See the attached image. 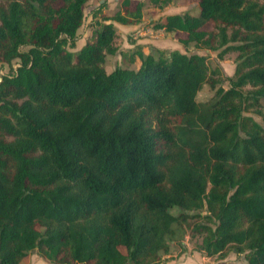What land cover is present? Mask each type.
Masks as SVG:
<instances>
[{"label":"trees","instance_id":"16d2710c","mask_svg":"<svg viewBox=\"0 0 264 264\" xmlns=\"http://www.w3.org/2000/svg\"><path fill=\"white\" fill-rule=\"evenodd\" d=\"M92 1L0 0V264L35 250L54 264H157L196 218L209 257L264 264V4L200 0L198 15L154 26L184 33L185 47L239 52L224 91L197 54L107 73L112 23L69 51ZM120 4L103 21H141L143 2ZM204 86L215 93L200 103ZM250 99L262 123L244 116Z\"/></svg>","mask_w":264,"mask_h":264},{"label":"rangeland","instance_id":"374dc122","mask_svg":"<svg viewBox=\"0 0 264 264\" xmlns=\"http://www.w3.org/2000/svg\"><path fill=\"white\" fill-rule=\"evenodd\" d=\"M133 7L136 3L143 2V14L139 23L133 25H121L115 22H105L103 19L112 12L107 3H94L86 6L85 20L82 28L78 33V41L74 48L68 50L77 53L86 43L92 41L93 32L103 23H112L116 29L115 46L117 53L113 56L107 55L104 64L107 73L114 71L116 68L137 69L141 65L140 57L153 55L158 57L160 53L168 54L177 51L182 54L206 56L210 67L213 80L216 81L218 88L227 91L230 88L231 80H235L238 72L239 52L229 49H221L217 52L196 49L193 44L185 47L181 43V39L186 35L181 32L167 33L163 30H156L155 24L165 23L166 17L175 14H190L196 16L200 12V0H170L167 4L160 7L150 0H131ZM121 1L119 2V5ZM264 4V0H260ZM103 4L104 7L100 8ZM118 5V6H119ZM207 30L213 29L211 25L206 27ZM81 40V41H80ZM9 72V68L0 71V79ZM243 92L248 94L252 91L251 86L244 87ZM214 91L209 86H204L198 94L197 100L200 103L208 102L213 96ZM245 117H252L257 123H262L260 115L255 113L257 107L252 99L244 103ZM174 216H178L181 210L178 208L171 209ZM201 216L206 215V208L198 211ZM192 222V223H191ZM205 223L203 219H192L189 221L190 227L186 226L178 231L175 238L170 240L169 251L162 254L160 262L157 264H248L245 254L235 253L230 249L223 258L219 255L209 257L205 251L201 249L203 235L193 232L195 224ZM20 264H54L53 262L43 258L37 250L30 252Z\"/></svg>","mask_w":264,"mask_h":264},{"label":"crops","instance_id":"0c3cea01","mask_svg":"<svg viewBox=\"0 0 264 264\" xmlns=\"http://www.w3.org/2000/svg\"><path fill=\"white\" fill-rule=\"evenodd\" d=\"M97 1H99V3H107V6L110 7V10H112L111 13H114V12H116V11H118L120 9L119 2L122 1V0H97ZM92 3H94V1L90 2L89 4H92ZM101 5H103V4H101ZM103 7H104V5H103Z\"/></svg>","mask_w":264,"mask_h":264},{"label":"water","instance_id":"95a60500","mask_svg":"<svg viewBox=\"0 0 264 264\" xmlns=\"http://www.w3.org/2000/svg\"><path fill=\"white\" fill-rule=\"evenodd\" d=\"M2 81V79H0V82Z\"/></svg>","mask_w":264,"mask_h":264}]
</instances>
